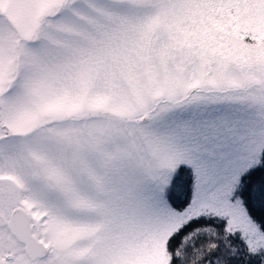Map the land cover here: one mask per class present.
Returning a JSON list of instances; mask_svg holds the SVG:
<instances>
[{"label": "snow or ice", "instance_id": "6c2138e0", "mask_svg": "<svg viewBox=\"0 0 264 264\" xmlns=\"http://www.w3.org/2000/svg\"><path fill=\"white\" fill-rule=\"evenodd\" d=\"M0 264H264V0H0Z\"/></svg>", "mask_w": 264, "mask_h": 264}]
</instances>
